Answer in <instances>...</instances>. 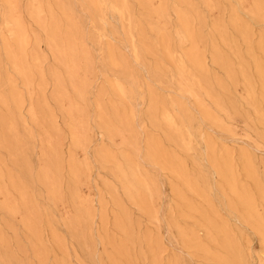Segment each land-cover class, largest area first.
Here are the masks:
<instances>
[{"label": "rangeland", "instance_id": "rangeland-1", "mask_svg": "<svg viewBox=\"0 0 264 264\" xmlns=\"http://www.w3.org/2000/svg\"><path fill=\"white\" fill-rule=\"evenodd\" d=\"M111 1L0 0V264H264V0Z\"/></svg>", "mask_w": 264, "mask_h": 264}, {"label": "bare ground", "instance_id": "bare-ground-1", "mask_svg": "<svg viewBox=\"0 0 264 264\" xmlns=\"http://www.w3.org/2000/svg\"><path fill=\"white\" fill-rule=\"evenodd\" d=\"M139 1L142 2L143 4H145L149 0H139ZM234 1L238 4V7H239L238 9H244L243 5L241 3V0H234ZM5 2L7 4L8 10H9L8 14H9V19H10V24H11V32L15 36V39H16V42H17V49H18V52H19V56L21 57V54L23 52V48L27 44V42H26L27 38L23 35L21 24H20L18 18L14 15V13L16 11L15 10V0H5ZM91 2H92V5L94 7V5H95L94 2L93 1H91ZM109 7L111 8L112 11H114L117 14H119L121 17H123L127 21V25H128L129 28L131 27V20H130V17H129V13H130L129 11L130 10H129V6H128V3H127L126 0H112L111 3L109 4ZM32 12L37 18L41 17V14L44 12V10L42 8V4H41L40 0H32ZM246 12H247V14H249L251 16V18L261 19V20L264 21V7L256 5V6H254V8L252 10H249V11H246ZM153 14L158 19H160V17H162V12L161 11H155ZM38 20H41V19H38ZM47 27H48V29H49V31L51 33L52 40H55L56 37H57L59 29H58V27H57V25L55 23V20L53 19V16L51 15L50 12H49V24L47 25ZM180 28L182 29V31H185L184 27L181 26ZM235 28H237V31H238L239 35H241L242 42L245 45L248 46L249 45V40H248V37H247V33H246V30H245V27L241 26V25H235ZM215 29L217 30L219 37L221 39H223L222 41H224L225 40L224 29L219 24V22H215ZM60 44H61V42H60ZM131 50L133 52L135 61H138V59H139V57H138V48H137L136 44L134 43L132 36H131ZM58 51L60 52L61 48H59ZM60 54L62 55V61H63L64 64L72 62L74 57L76 56V47H75L74 41L71 42L70 44L68 43L67 48H65V49L63 48V50L61 51ZM177 62H178L179 66L181 68H184V65H185L184 62L185 61H184L183 58H178ZM15 68H17V67L15 66ZM70 68L72 69V67H70ZM259 72H260V76L262 77V81H261L262 85H261V92H260L259 97H258L259 100H258V108L256 110V113H257V116H258L260 124L262 126H264V74L261 71H259ZM77 73H78V71H77ZM19 74L21 76H23L24 72H23L22 69L19 70ZM242 78H243L244 82L246 83V87H247V90H248V95L251 98L255 99V91L253 89V86L250 83L248 77L245 76L244 72H242ZM115 90L120 96L124 95V91H123L122 87L119 84H115ZM75 92H77L78 95H81L79 90L75 89ZM2 102L4 103V101H2ZM12 103L14 105H16L17 104V100H15V99L12 100ZM163 120L165 121V123L169 127H171L174 130H178V127L175 125V121H174V118L172 116L164 115L163 116ZM186 134H187V137L189 138L190 137V132H186ZM214 173H215V175L219 176L221 174V171L214 170ZM231 189H232V191L235 190L233 185H232ZM245 197L246 196H244L242 194L238 198H239V200L243 201L244 199H246ZM95 219H96V217H95ZM94 233H95V231H94ZM95 235H96V233H95Z\"/></svg>", "mask_w": 264, "mask_h": 264}]
</instances>
